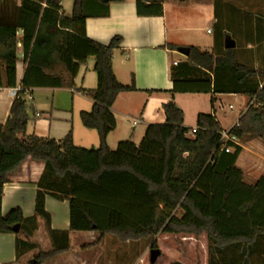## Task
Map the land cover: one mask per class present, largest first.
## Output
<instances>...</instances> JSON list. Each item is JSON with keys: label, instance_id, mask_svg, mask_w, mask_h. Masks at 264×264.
Listing matches in <instances>:
<instances>
[{"label": "trees", "instance_id": "16d2710c", "mask_svg": "<svg viewBox=\"0 0 264 264\" xmlns=\"http://www.w3.org/2000/svg\"><path fill=\"white\" fill-rule=\"evenodd\" d=\"M86 1L74 0L69 17L64 0H21L16 13L0 14V89L21 88L10 118L0 125V234L17 236V260L39 250L29 264H46L70 251V232H95L121 242L153 240L151 248L161 251L154 264H264V176L255 185L244 182L236 166L242 148L229 142L234 152L222 149L223 131L213 114H199L197 132L187 138L191 130L174 99L176 94L247 96L251 105L229 135L264 140V86L259 82L264 73L239 63L235 49L216 55L190 47L187 61L170 73L174 89L162 106L165 124L149 126L138 146L128 140L111 150L107 138L117 127L112 107L120 94L136 88L123 86L114 73L122 38L105 46L86 36ZM163 1L137 0L138 14L153 6L162 13ZM91 59L97 88L88 93L94 105L81 121L98 132L100 146L77 147L72 135L60 141L28 135L31 91L75 89L80 69ZM21 61L26 70L18 86ZM58 65L62 73L54 70ZM29 158L44 164L35 216L24 217L20 208L3 215L4 186ZM48 196L69 201L70 231L52 230ZM39 220L50 252L31 240ZM17 225L18 234L12 231ZM140 264H152L149 252Z\"/></svg>", "mask_w": 264, "mask_h": 264}, {"label": "crops", "instance_id": "0c3cea01", "mask_svg": "<svg viewBox=\"0 0 264 264\" xmlns=\"http://www.w3.org/2000/svg\"><path fill=\"white\" fill-rule=\"evenodd\" d=\"M181 1L187 5L181 2L175 3L171 17H169L166 0L159 3L162 13L157 6H153L142 8L141 15L138 14L137 0L121 2L114 0L108 4L100 0L86 1L88 16L85 22L86 36L105 46L109 45L115 37L122 38L119 49L114 53V73L123 86L136 88V91L120 94L112 107L117 127L107 138V144L111 150H116L119 143L128 140L138 146L149 126L165 124L166 117L162 106L171 99L174 89L170 73L174 62L184 63L175 58L181 55L177 51L179 47H196L216 55L227 49L226 38L215 37L210 45H204L196 34L200 28L195 26L197 23L195 18L204 12V2L196 0L191 4L190 0ZM246 1H250L252 6L258 5L257 2L261 3L259 0ZM20 5L21 0H0V14L16 13ZM62 7L65 15L71 16L65 11L63 4ZM196 10L197 15H195ZM214 23L221 25L225 34L231 37L229 41L235 44L234 49L239 63L264 73V18L236 20L229 15H218L215 12ZM208 34L212 33L208 31ZM242 40L248 41L246 49L237 46ZM18 54L22 55L20 58L22 59L21 44H19ZM92 61L91 65L88 62L80 69L75 79V89L41 88L31 91L27 98L28 135L56 141L72 135L77 147L97 149L100 146L98 132L85 128L81 121V114L91 112L94 105V101L88 95L90 91L97 88V76L93 70L94 60ZM25 70L26 64L23 61L19 62L17 64L18 86ZM259 82L260 87H263L264 77H260ZM11 90L0 89V125H4L11 115V108L16 99L11 94ZM177 95L186 94H176L175 102ZM225 97L243 99L240 113L229 129L223 127L219 115L220 105ZM212 98L215 100L214 107L211 105L208 111L196 110L194 129L197 128L199 114H213L223 133H227L238 124L241 116L251 105V100L244 95L217 94L211 95ZM135 116L139 118L138 122L142 125L140 130H137L135 122L132 124L130 121ZM187 138L193 139L194 135L188 134ZM234 144L242 148L236 166L243 172L244 182L255 185L264 176V140L243 137L237 139ZM43 170V163L29 158L10 175V183L4 186L3 215H7L15 208H20L24 217L35 216L37 183ZM46 211L51 216L52 230L70 231L69 201H59L48 196ZM16 240L15 234H0V264H29L38 255L39 250H34L17 260ZM31 240L39 244L44 252L52 250V244L42 220L38 221V229ZM147 242V240L121 242L112 234L101 238V235L95 232H70V251L46 264H140L151 246Z\"/></svg>", "mask_w": 264, "mask_h": 264}, {"label": "rangeland", "instance_id": "374dc122", "mask_svg": "<svg viewBox=\"0 0 264 264\" xmlns=\"http://www.w3.org/2000/svg\"><path fill=\"white\" fill-rule=\"evenodd\" d=\"M196 0H190V3H194ZM204 2V12L201 13V15L196 16L195 20H197V23L195 26L197 28H200V30L196 33L197 36L201 39L202 43L204 45H210L213 42V39L215 37L221 36L223 39H229L228 35L225 34V32L222 30L221 25L215 24V12L216 14H222V15H229L232 19L236 20H261V18H264V0H259L258 5L252 6L248 1L246 0H201ZM177 2L183 3L181 0H166L167 10L169 13V17L172 16L174 13V5ZM74 0H64L63 6L65 8V11L71 14L72 7H73ZM187 5V3H183ZM195 7V6H193ZM192 7V8H193ZM210 8V9H209ZM195 10V9H193ZM198 12L196 10L195 15H197ZM200 20V21H199ZM263 20V19H262ZM208 31H210L212 34H208ZM246 40L239 41V44L237 46L243 47L246 49L247 47ZM178 60L186 61V58L182 55H177L175 57ZM92 59L89 61V65L92 63ZM54 70L57 73H62L63 69L61 66H55ZM242 98H230L225 97L222 99V103L220 105L219 109V115L222 119V124L225 129H229L232 124L236 121L241 105H242ZM176 102L177 107L180 108L185 116V126L192 131L195 126L196 122V110L200 109L199 111H208L211 109V95H205V94H198V95H177L176 96ZM230 106H232V109H230ZM139 118L135 116L134 118H131V123L134 122L137 124V130H140V127L142 126L138 122ZM234 152V149L231 148V153ZM43 173V171H42ZM176 216L181 217V212L178 211L176 213ZM147 244L153 245V240H147ZM151 246L149 250L151 249ZM148 250V252H149ZM147 252V253H148Z\"/></svg>", "mask_w": 264, "mask_h": 264}, {"label": "water", "instance_id": "95a60500", "mask_svg": "<svg viewBox=\"0 0 264 264\" xmlns=\"http://www.w3.org/2000/svg\"><path fill=\"white\" fill-rule=\"evenodd\" d=\"M102 3L104 4H108L114 0H100ZM19 35L22 34V30H19L18 32ZM226 48L227 49H234L235 48V44L234 42L232 41H228L227 44H226ZM178 53L181 54L182 56L186 57V58H189L190 56V48L189 47H179L177 49ZM22 55L21 54H18V58H21ZM12 231L16 234H18L20 232V226L17 225L15 227H13ZM149 255H150V262L152 264L156 263V261L158 260V258L160 257L161 255V251L159 249H153L151 248L149 250Z\"/></svg>", "mask_w": 264, "mask_h": 264}, {"label": "built area", "instance_id": "2783aa9c", "mask_svg": "<svg viewBox=\"0 0 264 264\" xmlns=\"http://www.w3.org/2000/svg\"><path fill=\"white\" fill-rule=\"evenodd\" d=\"M178 65V62H174V66H177ZM21 91V88L20 87H17V88H14L11 90V94L14 96V97H17L18 96V93ZM253 104V103H252ZM230 109H232V106H230ZM197 132V128L196 129H193L189 134H192L194 135L195 133ZM236 138L229 135V132L227 133H222L221 134V139H220V145L222 146V149H225V151L227 153H231V148L227 146V144L229 142L231 143H235L236 142Z\"/></svg>", "mask_w": 264, "mask_h": 264}]
</instances>
